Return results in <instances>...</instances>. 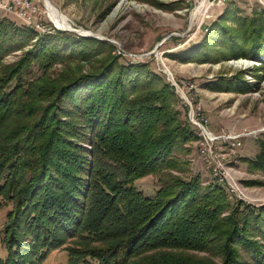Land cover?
Segmentation results:
<instances>
[{"label": "trees", "instance_id": "obj_1", "mask_svg": "<svg viewBox=\"0 0 264 264\" xmlns=\"http://www.w3.org/2000/svg\"><path fill=\"white\" fill-rule=\"evenodd\" d=\"M232 13L170 56L256 59L264 70V9ZM35 36L0 19V209L10 205L0 264H40L58 248L67 264H264V204H233L222 186L172 172L185 171V143L196 134L164 77L146 63H122L108 41L59 30L1 63ZM91 60L88 72L70 64ZM57 63L67 68L53 75ZM222 81L206 86L229 90L213 85ZM260 148L246 161L264 172V141ZM144 176L156 178L153 194L135 187Z\"/></svg>", "mask_w": 264, "mask_h": 264}, {"label": "rangeland", "instance_id": "obj_2", "mask_svg": "<svg viewBox=\"0 0 264 264\" xmlns=\"http://www.w3.org/2000/svg\"><path fill=\"white\" fill-rule=\"evenodd\" d=\"M45 1L0 0V19L9 20L16 26L30 27L36 33L33 41L23 45L20 49H11L1 56V63L12 64L21 58L24 50L27 51L32 47L31 44L35 40L39 37L54 34L57 30L71 33L77 37L108 41L114 45L113 53L119 56V61L122 63H146L152 71L165 78L177 95L176 108L181 111L182 119L189 126L191 124L194 127L185 118V106L182 104V96L168 78L177 77L193 81V101L199 105L200 111L205 113L204 107L198 99L199 92L202 93L201 97L203 96L206 101L204 104L211 105L218 110V113L220 111L226 115L228 120L233 119L237 124L243 120L242 125H234L230 129H224L222 128L224 126H221L217 129L249 133L243 135V149L247 150V153L254 154L260 146V141H264V78H260L264 70L258 60L221 58L217 62L201 63L197 61L182 62L170 56L172 53L186 51L189 47L200 42L207 35V28L209 29L212 22L224 11L228 16H232V12L241 16H250L254 11L264 9V0H157L161 3L160 5H155L153 0H49L67 17L72 29L77 32L56 27L48 17ZM198 7L197 14L192 18L193 12ZM229 23L234 25L228 21ZM217 33L219 32L217 31ZM85 34H94L98 38ZM208 35L214 41L221 43L218 36L221 33L214 36ZM7 41L9 40L5 38L2 42L4 49L11 48V46L7 47ZM216 42L214 44H217ZM216 47L223 52L228 51L224 45ZM261 58L264 62V55ZM239 59L250 61L253 65L251 68L243 69L235 64ZM94 62L96 61H72L70 64L75 66L76 69H83V72H88L91 70L90 64ZM66 68L64 64L57 63L50 69V72L53 75H58ZM162 68L166 71L160 70ZM166 73H168V78ZM234 77H241L242 80L227 81ZM219 78L223 79L222 83L213 85L215 87L229 86V90L220 91L206 86L211 85L209 84L211 81ZM217 103H219L218 106H215ZM235 128L241 131H236ZM195 134L197 136V129H195ZM197 143L195 137L185 143L187 148V154L183 156L184 160L187 161L185 171L172 170V172L183 178L198 174L204 183H209L206 171L200 168L203 166L202 162L209 173L210 171L205 158H199L198 156L199 151L197 153L195 148ZM86 146L89 147L87 144ZM260 150L261 148L256 156L259 155ZM245 153L243 152V154ZM179 157L182 158L181 155ZM196 160L197 167H195ZM237 163L236 158L226 160L224 161L223 170L225 174H229V177L232 178H240L241 171H243L242 178L236 181V192L239 193L236 194L240 198L250 200L235 201L234 195L231 191H228L230 189L226 184H220L219 181L213 180L209 174L211 181L223 187L228 199L233 204L239 202L251 207L263 205L264 172L254 169L246 159L245 162L243 161V168L241 169L237 168ZM248 181H256L257 183L252 182V184L246 185ZM134 185L147 195L153 194L158 187L156 178L151 176H144L135 180ZM9 209V204L0 209L1 260L5 259L8 254L2 237L3 224ZM225 214L223 213V215ZM187 252L198 256L206 255L205 252L196 250ZM67 259L66 250L58 248L49 251L40 264H67Z\"/></svg>", "mask_w": 264, "mask_h": 264}, {"label": "built area", "instance_id": "obj_3", "mask_svg": "<svg viewBox=\"0 0 264 264\" xmlns=\"http://www.w3.org/2000/svg\"><path fill=\"white\" fill-rule=\"evenodd\" d=\"M160 70L166 71L164 68ZM166 76L168 78V73H166ZM168 79L172 85L178 88L180 96H182V104L185 106V118L188 122H193L194 128L197 129L198 143L195 144V148L199 151V158H205L208 169L215 170L219 176L224 178L227 184H230V191L234 195L235 201L250 200L240 198L236 194V181L242 178V172L240 178H232L223 171V162L231 160L235 156L241 145V138L249 133L224 130L216 133L212 131L209 127V118L204 111L198 110L197 104L193 101V81L177 77ZM195 167H197V160Z\"/></svg>", "mask_w": 264, "mask_h": 264}, {"label": "crops", "instance_id": "obj_4", "mask_svg": "<svg viewBox=\"0 0 264 264\" xmlns=\"http://www.w3.org/2000/svg\"><path fill=\"white\" fill-rule=\"evenodd\" d=\"M203 92H206V91H203ZM202 94V93H201ZM201 94L199 92V97L198 99L200 100V102L202 103L203 107H204V110H205V114L208 116L209 118V127L212 131L214 132H220L221 128L218 130L217 128L218 127H221V126H224L222 128L224 129H230L232 126H238V125H242L243 124V120H241L240 122H238L239 124L236 123V121H233V119H227L226 118V115L222 114L220 111L218 113V110H216L214 107H212L211 105H207V104H204L206 101L203 99L204 97L202 96L201 97ZM213 96L215 94H212ZM201 97V98H200ZM219 103L215 104V106H218ZM236 131H241L239 130L238 128H235ZM243 130V129H242ZM225 131H232V130H225ZM235 132V131H234ZM263 135V134H262ZM243 137L241 138V145L240 147L237 149V153L235 154V156L233 158H236L237 160V168H243L242 167V164H243V161L245 162V159L248 160V159H254V157L256 156V154L259 152V149H260V146L258 147V149L256 150V152L253 154V153H247L248 151L247 150H244L243 149ZM259 144V143H258ZM243 152H246L245 154H243ZM198 153V151H197ZM198 156H199V153H198ZM202 165L200 168L201 170H205L206 171V176L208 177V180L210 182L211 179H210V176H209V173H208V170L206 169V166L204 165V163L202 162ZM243 172V171H241Z\"/></svg>", "mask_w": 264, "mask_h": 264}, {"label": "bare ground", "instance_id": "obj_5", "mask_svg": "<svg viewBox=\"0 0 264 264\" xmlns=\"http://www.w3.org/2000/svg\"><path fill=\"white\" fill-rule=\"evenodd\" d=\"M45 5H46L47 13L49 15L48 16L49 19L55 24L56 27L62 28L64 30H72V25H70L69 21L67 20V17L65 15H63L51 1L46 0ZM198 10H199V7L193 12L192 18L197 14ZM235 64L237 66L243 68V69L251 68V66L253 65V63H251L250 61L244 60V59H239L238 61L235 62ZM176 90L178 91V88ZM197 107H198V110L200 111L199 105H197ZM191 123L194 125L193 122H191ZM197 141H198V134L196 136V142ZM223 169H224V162H223ZM209 171H210V173L209 172L208 173L211 175L213 180L219 181L220 184L221 183L226 184L227 187L230 189V184H227L226 181L224 180V178L219 176L217 174V172H215V170H209ZM228 191H230V190H228ZM237 194H239V193H237Z\"/></svg>", "mask_w": 264, "mask_h": 264}, {"label": "water", "instance_id": "obj_6", "mask_svg": "<svg viewBox=\"0 0 264 264\" xmlns=\"http://www.w3.org/2000/svg\"><path fill=\"white\" fill-rule=\"evenodd\" d=\"M70 31H73V32H77L75 29H72ZM82 34V33H81ZM85 35H90V36H93V37H97V35H94V34H85ZM98 38V37H97Z\"/></svg>", "mask_w": 264, "mask_h": 264}]
</instances>
